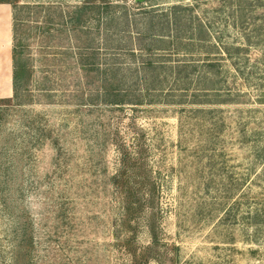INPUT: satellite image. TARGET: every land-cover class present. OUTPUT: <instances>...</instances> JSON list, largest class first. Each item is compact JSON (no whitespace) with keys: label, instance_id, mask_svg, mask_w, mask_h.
Listing matches in <instances>:
<instances>
[{"label":"rangeland","instance_id":"rangeland-1","mask_svg":"<svg viewBox=\"0 0 264 264\" xmlns=\"http://www.w3.org/2000/svg\"><path fill=\"white\" fill-rule=\"evenodd\" d=\"M4 1L0 264H264V0Z\"/></svg>","mask_w":264,"mask_h":264},{"label":"crops","instance_id":"crops-1","mask_svg":"<svg viewBox=\"0 0 264 264\" xmlns=\"http://www.w3.org/2000/svg\"><path fill=\"white\" fill-rule=\"evenodd\" d=\"M9 4H0V27L4 28L1 33V37L3 41L0 42V51L2 50L3 53H0V57H2V63H4V69L8 73V70L12 67V57H11V24L9 22ZM5 41V42H4ZM2 46V48H1ZM5 46V47H4ZM12 72V71H11ZM9 74H7L8 76ZM8 82L11 80L7 77Z\"/></svg>","mask_w":264,"mask_h":264},{"label":"trees","instance_id":"trees-1","mask_svg":"<svg viewBox=\"0 0 264 264\" xmlns=\"http://www.w3.org/2000/svg\"><path fill=\"white\" fill-rule=\"evenodd\" d=\"M19 0H17V2H18ZM244 0H240V2H243ZM0 4H10V5H12L13 3L12 2H10V1H4V0H0ZM13 6V5H12ZM81 22V21H80ZM152 65V64H151ZM14 79H15V84L17 83V79H18V75H17V71H16V73H15V76H14ZM154 233V235H153V238H154V240H156L158 237H157V234H156V232L154 231L153 232Z\"/></svg>","mask_w":264,"mask_h":264}]
</instances>
